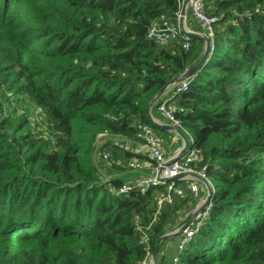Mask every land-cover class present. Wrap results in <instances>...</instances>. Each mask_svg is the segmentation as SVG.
Here are the masks:
<instances>
[{
  "label": "trees",
  "instance_id": "obj_1",
  "mask_svg": "<svg viewBox=\"0 0 264 264\" xmlns=\"http://www.w3.org/2000/svg\"><path fill=\"white\" fill-rule=\"evenodd\" d=\"M178 6L0 0V264H140L157 244V264L173 256L264 264V0H206L208 56L168 98L183 108L175 116L212 185L207 215L182 249L179 234L158 240L190 212V194L152 221L161 186L116 196L96 171L98 136L134 139L143 124L163 132L148 118L149 101L203 53V39L182 32L164 44L147 38L152 22L175 20ZM35 111L41 121L33 123ZM103 153L110 168L135 158L110 142Z\"/></svg>",
  "mask_w": 264,
  "mask_h": 264
},
{
  "label": "built area",
  "instance_id": "obj_2",
  "mask_svg": "<svg viewBox=\"0 0 264 264\" xmlns=\"http://www.w3.org/2000/svg\"><path fill=\"white\" fill-rule=\"evenodd\" d=\"M183 0H179L178 10L175 14V20L170 22L167 20L154 21L150 25L147 31V38L151 39L159 44H164L175 38L179 32L186 35V31H193L186 26V18L189 13L190 16L198 22L202 31L200 34L210 36L211 34V18L206 13V0H188L184 13H181V6ZM181 23L184 26V30L181 29ZM197 32V31H193ZM184 49H188V43L183 44ZM186 79H179L170 85L171 95L180 91H184L187 87ZM156 111L159 115L165 119L169 125L176 127L186 138V147L184 152H176L172 156L165 155L164 143L160 136L154 132L152 127L147 124L140 126L136 137L129 139L135 141V145H130L119 139H113L112 144L120 145L128 152L135 155V158L129 161L128 167H135L139 157H144L150 165V173L141 176L133 181H124L120 186H115L109 180H103L106 183V190L116 196L127 194L131 188H135L139 191H144L148 188L161 186L162 190L156 195L157 209L152 217L154 221L159 209L164 204H171L174 198L185 197V192L190 194L192 199L198 198L201 190L207 192L206 186L209 185L212 191V185L206 177L204 168H198L197 165L202 161V153L199 149L193 148L191 136H185L187 131L180 125L177 117V113H182L184 110L178 106L175 102L169 101V99L162 100L157 106ZM116 137V136H115ZM102 161L105 166L112 165V161L109 159L108 154L103 153ZM115 166L120 165V161L114 162ZM113 166V165H112ZM202 202V201H201ZM199 202L195 209L201 204ZM209 208V202L205 208L192 216L194 210L190 213V217L181 223L177 228L185 225L177 234L178 244L177 249L181 250L184 243L188 241L189 237L195 231L200 221L207 215ZM187 215V214H186ZM149 227V225H148ZM147 227V228H148ZM140 243L148 246V236L144 232L139 240ZM140 264H151V254L147 252L146 257ZM169 264H178V257L173 256Z\"/></svg>",
  "mask_w": 264,
  "mask_h": 264
},
{
  "label": "crops",
  "instance_id": "obj_3",
  "mask_svg": "<svg viewBox=\"0 0 264 264\" xmlns=\"http://www.w3.org/2000/svg\"><path fill=\"white\" fill-rule=\"evenodd\" d=\"M189 15V13H188ZM192 30V29H191ZM172 97L170 93V86L166 87L161 94L160 98L162 100H166L168 98ZM157 116L154 117L152 116L157 122L161 124H168V122L163 119L157 111H155ZM152 115V114H151ZM160 131H163L165 133L163 139L164 143V148H165V155L170 157L176 152H179L182 146V138L181 135L174 131V130H162L159 129ZM119 139L121 141H124L125 143H129L130 145H135V141L129 140L127 138H123L120 136L114 137V136H108V135H100L98 136L95 146L93 149V158H94V165L96 168V171L98 172L100 179L101 180H109L111 181L112 179H119L121 181H133L141 176L150 173V165L144 159V157H139L136 163L135 167H107L105 164H103L102 160L99 158L98 155V148L100 147L103 142L111 143L113 139ZM96 158V159H95ZM192 204V203H191Z\"/></svg>",
  "mask_w": 264,
  "mask_h": 264
},
{
  "label": "water",
  "instance_id": "obj_4",
  "mask_svg": "<svg viewBox=\"0 0 264 264\" xmlns=\"http://www.w3.org/2000/svg\"><path fill=\"white\" fill-rule=\"evenodd\" d=\"M188 0H183L182 6H181V13L185 12L186 9V4H187ZM181 29L184 30V26L181 23ZM186 34L192 37H197V38H201L204 41V47H203V53L200 56L199 60L190 67H186L181 73H179L178 75L174 76L167 84L166 86L161 89L160 91H158L153 97L152 99L149 101L148 105H147V115L148 118L150 119V121L152 122V124L159 129L162 130H174L176 132H178L181 135L182 138V146L180 149V153L184 152L185 147H186V138L184 137V135L179 131L178 128L173 127L169 124H161L159 122H157L151 115L150 113V108L152 106V104H154V102L160 98L161 94L163 93L164 89L168 86H170L171 84H173L175 81L179 80V79H184L187 78L188 76L193 75L198 68L203 64V62L206 60L209 50H210V41L208 36L200 34L198 32H193V31H186ZM207 192H206V196L204 198V200L201 202V204H199V206L194 210L192 216L196 215L198 212L202 211L205 206L208 204L209 200H210V194H211V189L209 187V185L206 186ZM185 225L181 226L180 228H177L176 230L169 232L165 235H163L162 237H160V239L158 240V242H160L163 239L169 238L173 235H176ZM157 249H158V244L156 245L152 255H151V264H157L156 261V256H157Z\"/></svg>",
  "mask_w": 264,
  "mask_h": 264
},
{
  "label": "rangeland",
  "instance_id": "obj_5",
  "mask_svg": "<svg viewBox=\"0 0 264 264\" xmlns=\"http://www.w3.org/2000/svg\"><path fill=\"white\" fill-rule=\"evenodd\" d=\"M187 21V20H186ZM186 26L188 27V22H186ZM17 109V113L18 114H20L21 113V111H20V108H16ZM9 110V109H8ZM36 112L37 111H35L34 113L35 114H33V116H32V120H33V123H35V122H40L41 120L39 119V118H37L36 117ZM37 120V121H36ZM38 124V128H40L41 126H40V124L39 123H37ZM161 138H163L164 137V134H163V132H159V133H157ZM191 134H190V132H188L187 131V133H185V136H190ZM205 196H206V191L205 190H201L200 191V193H199V197L198 198H195V200H193V201H195L194 202V204H193V206H192V209L190 210V212L187 214V215H185V216H183L182 218V221H181V223H183V222H185V220L186 219H188L189 217H190V213L195 209V207H196V205L199 203V202H201V201H203L204 200V198H205ZM177 229V228H176ZM175 229V230H176ZM174 231V230H173ZM172 232V231H171Z\"/></svg>",
  "mask_w": 264,
  "mask_h": 264
}]
</instances>
